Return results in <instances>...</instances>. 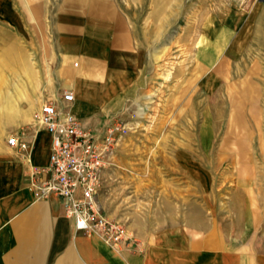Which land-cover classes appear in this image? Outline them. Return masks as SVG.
Listing matches in <instances>:
<instances>
[{"label": "crops", "instance_id": "crops-1", "mask_svg": "<svg viewBox=\"0 0 264 264\" xmlns=\"http://www.w3.org/2000/svg\"><path fill=\"white\" fill-rule=\"evenodd\" d=\"M113 5L110 0H0V63L28 74L35 57L43 75L35 99L28 82L25 97H18L13 83L15 109L4 118L0 113V122L11 123L9 130H0V264H264V242L252 237L257 230L248 226L250 213L210 211L208 170L191 156L211 151L208 110H203L197 146L184 143L164 151L182 178L170 179L169 189L155 185L152 215L133 214L126 223L141 250H117L95 233L75 231L57 198L34 196L30 175L48 165L50 151L49 135L32 120L34 109L47 99L63 107L57 98L69 91L74 101L67 109L98 128L145 90L149 56ZM215 5L197 14L199 32L185 37L191 42L188 53H196L191 72L199 75L203 104L222 90L221 61L233 63L244 54L236 45L240 29L256 13L264 23V0H218ZM230 5H241L247 14ZM24 127L29 149L10 147L7 138L19 137L17 128ZM191 183L197 185V199L186 190Z\"/></svg>", "mask_w": 264, "mask_h": 264}, {"label": "rangeland", "instance_id": "rangeland-1", "mask_svg": "<svg viewBox=\"0 0 264 264\" xmlns=\"http://www.w3.org/2000/svg\"><path fill=\"white\" fill-rule=\"evenodd\" d=\"M110 1L125 16L149 56L150 75L142 96L120 113L126 132L97 194L101 214L125 226L133 214L152 215L155 185L169 189L170 185H165L170 179L182 178L165 149L184 143L197 146L203 110H208L211 151L191 156L194 163H203L208 170L210 211L220 216H230L235 210L250 213L248 226L257 230L252 237L264 242V23H259L256 13L240 29L236 45L244 54L233 63L221 61L222 90L203 104L199 75L191 72L196 53H188L191 42L185 37L192 39L199 32L197 14L203 8L217 7L218 0ZM230 6L247 14L241 5ZM227 40L226 36L224 43ZM29 63L28 74L0 63L3 118L15 109L10 104L13 83L18 85V97H25V82L32 87L34 99L42 91V63L35 57ZM10 125L1 121L0 130H9ZM25 128H17L20 138L24 139ZM191 184L186 190L197 199V185Z\"/></svg>", "mask_w": 264, "mask_h": 264}, {"label": "built area", "instance_id": "built-area-1", "mask_svg": "<svg viewBox=\"0 0 264 264\" xmlns=\"http://www.w3.org/2000/svg\"><path fill=\"white\" fill-rule=\"evenodd\" d=\"M56 100L42 102L33 114V121L50 137L48 165L35 168L30 175V188L37 199L57 198L65 216L77 232H92L117 250L137 248L140 242L126 226L105 218L97 206V194L103 176L113 166L125 124L120 115H112L94 128L71 113L67 107L74 101L69 91H62ZM10 147L27 150L30 143L18 136L7 138Z\"/></svg>", "mask_w": 264, "mask_h": 264}, {"label": "bare ground", "instance_id": "bare-ground-1", "mask_svg": "<svg viewBox=\"0 0 264 264\" xmlns=\"http://www.w3.org/2000/svg\"><path fill=\"white\" fill-rule=\"evenodd\" d=\"M33 120V119H32ZM34 122V121H33Z\"/></svg>", "mask_w": 264, "mask_h": 264}]
</instances>
